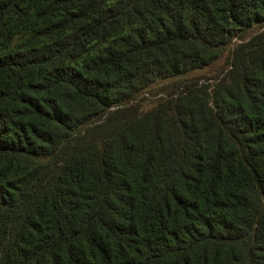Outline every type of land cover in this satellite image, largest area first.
<instances>
[{
	"label": "trees",
	"instance_id": "trees-1",
	"mask_svg": "<svg viewBox=\"0 0 264 264\" xmlns=\"http://www.w3.org/2000/svg\"><path fill=\"white\" fill-rule=\"evenodd\" d=\"M0 264H264V0H0Z\"/></svg>",
	"mask_w": 264,
	"mask_h": 264
},
{
	"label": "rangeland",
	"instance_id": "rangeland-1",
	"mask_svg": "<svg viewBox=\"0 0 264 264\" xmlns=\"http://www.w3.org/2000/svg\"><path fill=\"white\" fill-rule=\"evenodd\" d=\"M256 29L253 28L250 31H248L247 33H245L246 38L252 34ZM225 59H220L219 61L215 62L214 64H212L210 67L205 68L201 71H198L196 74H193L192 77H196V78H209V82L211 83L212 79L217 78L219 76H221V73L223 71V69L225 68ZM191 77V76H190ZM168 85V84H167ZM166 83H162L159 85H156L154 87H152L149 91H147L146 93H144L143 95L139 96L140 101L141 102V107L142 108H147L149 105L147 104L148 102H146L143 99H148V101L154 100L156 97H160L162 95H164V91L167 90Z\"/></svg>",
	"mask_w": 264,
	"mask_h": 264
}]
</instances>
